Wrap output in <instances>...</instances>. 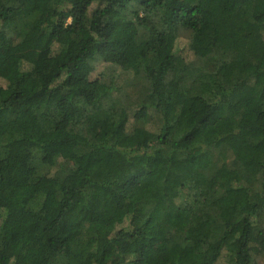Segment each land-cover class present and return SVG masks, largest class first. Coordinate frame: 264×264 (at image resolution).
Returning <instances> with one entry per match:
<instances>
[{"label":"trees","instance_id":"1","mask_svg":"<svg viewBox=\"0 0 264 264\" xmlns=\"http://www.w3.org/2000/svg\"><path fill=\"white\" fill-rule=\"evenodd\" d=\"M260 51L264 0H0V264H264Z\"/></svg>","mask_w":264,"mask_h":264},{"label":"rangeland","instance_id":"2","mask_svg":"<svg viewBox=\"0 0 264 264\" xmlns=\"http://www.w3.org/2000/svg\"><path fill=\"white\" fill-rule=\"evenodd\" d=\"M246 28H241L239 30V35L245 34ZM182 44L184 45L185 42L181 41ZM259 57H264L263 52L260 51L257 53ZM104 58L101 60H98L94 63V72L92 78L98 77L100 74L106 72L107 70H113L116 73H121L123 70L117 63L121 64L122 58L118 55L117 52H112V53H104ZM122 65V64H121ZM73 142H74V136L72 135H63L61 136V149L66 153V155L71 153L72 147H73ZM156 255L158 258H163L164 257V249L162 247H156L155 249ZM224 262V255L220 259V261L217 264H223Z\"/></svg>","mask_w":264,"mask_h":264}]
</instances>
